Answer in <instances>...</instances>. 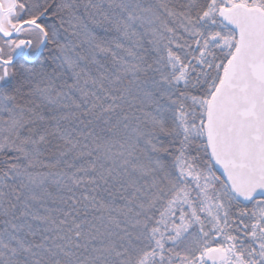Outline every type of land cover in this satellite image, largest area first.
Wrapping results in <instances>:
<instances>
[{"label": "snow or ice", "instance_id": "6c2138e0", "mask_svg": "<svg viewBox=\"0 0 264 264\" xmlns=\"http://www.w3.org/2000/svg\"><path fill=\"white\" fill-rule=\"evenodd\" d=\"M0 264H264V0H0Z\"/></svg>", "mask_w": 264, "mask_h": 264}]
</instances>
